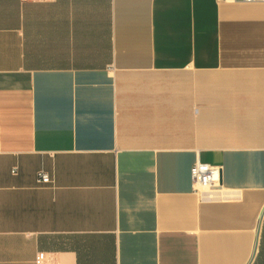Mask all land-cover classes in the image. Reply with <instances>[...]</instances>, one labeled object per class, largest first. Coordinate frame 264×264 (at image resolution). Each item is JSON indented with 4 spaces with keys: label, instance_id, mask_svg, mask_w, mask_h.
Wrapping results in <instances>:
<instances>
[{
    "label": "crops",
    "instance_id": "crops-1",
    "mask_svg": "<svg viewBox=\"0 0 264 264\" xmlns=\"http://www.w3.org/2000/svg\"><path fill=\"white\" fill-rule=\"evenodd\" d=\"M0 264H264V0H0Z\"/></svg>",
    "mask_w": 264,
    "mask_h": 264
},
{
    "label": "built area",
    "instance_id": "built-area-1",
    "mask_svg": "<svg viewBox=\"0 0 264 264\" xmlns=\"http://www.w3.org/2000/svg\"><path fill=\"white\" fill-rule=\"evenodd\" d=\"M253 1V0H243ZM191 175L196 186V191L203 190L211 194L218 190L221 185V169L207 163L197 162L192 170ZM39 182L48 184L52 182L50 175L46 172L39 173Z\"/></svg>",
    "mask_w": 264,
    "mask_h": 264
}]
</instances>
